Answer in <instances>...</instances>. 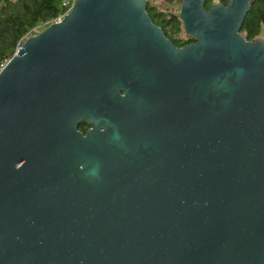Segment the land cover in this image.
<instances>
[{
    "label": "water",
    "instance_id": "obj_1",
    "mask_svg": "<svg viewBox=\"0 0 264 264\" xmlns=\"http://www.w3.org/2000/svg\"><path fill=\"white\" fill-rule=\"evenodd\" d=\"M253 0H76L0 69V264H264ZM87 124L86 134L78 127Z\"/></svg>",
    "mask_w": 264,
    "mask_h": 264
},
{
    "label": "trees",
    "instance_id": "obj_2",
    "mask_svg": "<svg viewBox=\"0 0 264 264\" xmlns=\"http://www.w3.org/2000/svg\"><path fill=\"white\" fill-rule=\"evenodd\" d=\"M64 0H0V66L8 61L18 44H23L34 30L40 32L55 19L63 15L67 8ZM214 4H226V0H204V8ZM147 13L152 23L158 26L165 37L175 47L190 43L183 37L182 25L178 16L168 15L156 6L147 3ZM264 32V0H253L246 14L240 35L247 41H256ZM80 127V126H79Z\"/></svg>",
    "mask_w": 264,
    "mask_h": 264
},
{
    "label": "rangeland",
    "instance_id": "obj_3",
    "mask_svg": "<svg viewBox=\"0 0 264 264\" xmlns=\"http://www.w3.org/2000/svg\"><path fill=\"white\" fill-rule=\"evenodd\" d=\"M180 1L181 0H149V3L168 15L179 16ZM182 36L187 37L184 33H182ZM258 39L264 41V32H262Z\"/></svg>",
    "mask_w": 264,
    "mask_h": 264
},
{
    "label": "built area",
    "instance_id": "obj_4",
    "mask_svg": "<svg viewBox=\"0 0 264 264\" xmlns=\"http://www.w3.org/2000/svg\"><path fill=\"white\" fill-rule=\"evenodd\" d=\"M76 0H64L63 2H62V6L63 7H65V8H67V11L63 14V15H61L60 17H58L57 19H55L52 23H58V22H60L61 21V19L63 18V16H65L66 14H68L69 13V11L71 10V7H72V5L74 4V2H75ZM38 31L37 30H34V34H36ZM34 34H29V36H32V35H34ZM21 46H22V44H18L17 45V47H16V50H15V52L13 53V55H15V53L19 50V49H21ZM12 55V56H13ZM7 62V61H6ZM5 62V63H6ZM5 65V64H4ZM4 65H1L0 66V69L4 66Z\"/></svg>",
    "mask_w": 264,
    "mask_h": 264
},
{
    "label": "flooded vegetation",
    "instance_id": "obj_5",
    "mask_svg": "<svg viewBox=\"0 0 264 264\" xmlns=\"http://www.w3.org/2000/svg\"><path fill=\"white\" fill-rule=\"evenodd\" d=\"M191 43V42H190ZM189 43V44H190ZM188 45V44H187ZM89 129V126L87 124H82L80 127H78V131L82 134H86L87 130Z\"/></svg>",
    "mask_w": 264,
    "mask_h": 264
}]
</instances>
